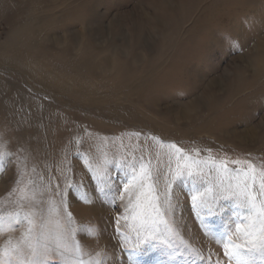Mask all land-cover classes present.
<instances>
[{"label": "rangeland", "instance_id": "obj_1", "mask_svg": "<svg viewBox=\"0 0 264 264\" xmlns=\"http://www.w3.org/2000/svg\"><path fill=\"white\" fill-rule=\"evenodd\" d=\"M0 137L13 153L0 172V214L28 210L14 182L25 171L33 187L50 188L45 201L65 192L76 224L95 228L77 232L85 260L129 264L154 232L172 247L141 244L139 264H228L222 234L242 243L247 210L221 199L215 173L173 181L163 222L143 225L123 186L143 166L163 200L177 167L169 144L192 160L264 170V0H0ZM197 190L208 204L199 213ZM23 230L0 229V250Z\"/></svg>", "mask_w": 264, "mask_h": 264}, {"label": "snow or ice", "instance_id": "obj_2", "mask_svg": "<svg viewBox=\"0 0 264 264\" xmlns=\"http://www.w3.org/2000/svg\"><path fill=\"white\" fill-rule=\"evenodd\" d=\"M167 147L175 150L177 167L173 180L169 181L165 188L163 200L157 194L150 172L143 166L139 179L134 175L123 186V192L130 193L127 211L131 212L132 218L139 220L142 225L149 222L155 223L157 220L163 222L162 204L170 207L169 193L173 181L187 180L196 185L206 176L215 173L221 199L235 200L239 207L247 210L245 217L247 223L237 228L243 233L242 243L233 242L232 235L227 232L222 234V238L227 241L224 244L223 254L228 264H264V200H260L257 194V192L264 194V170L257 171L255 165L249 161H217L211 157L207 161L192 160L176 144H169ZM25 151L30 152L31 149L28 148ZM12 155L8 143L0 137V172H3L5 161ZM198 155L199 152H197ZM180 160L186 162L181 164ZM201 164L208 168L207 172L199 167ZM229 164L236 167L229 168ZM101 170L100 166L96 169L89 168L90 172L97 173L98 180V172ZM32 171L35 172V168ZM14 182L17 184L16 192L18 193L16 203L21 210L25 208L28 210L24 211L23 215L19 210L0 214V229L13 230V225H23L24 228L19 240L15 243L9 240L0 250V264H101L99 259H84L86 253L77 239V232H87L91 236L95 233V228L90 225L76 224L72 213L65 206V192H58L61 198L57 204L51 198L47 201L43 199L44 192L49 191L50 188L33 187L34 180L29 178L27 172L22 171L19 180H15L14 177ZM66 187L72 186L68 184ZM106 188V182L99 183L97 192L107 197L109 193ZM130 189L133 191L130 192ZM211 190V188L205 189L206 192ZM203 194L197 190L191 197L192 207L198 213L199 209L208 208L207 201L201 199ZM80 199L84 203L92 202L86 193H81ZM208 215H213L211 208ZM205 227L212 230L214 222L210 221ZM153 241L172 247L168 240L161 239L154 232H147L144 238L128 252L129 264H139L140 245H147ZM216 264L220 262L217 261Z\"/></svg>", "mask_w": 264, "mask_h": 264}]
</instances>
